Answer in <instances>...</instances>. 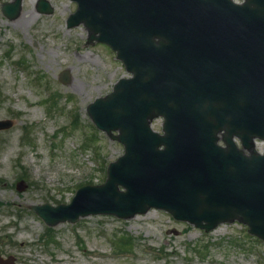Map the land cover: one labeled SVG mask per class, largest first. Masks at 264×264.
I'll return each mask as SVG.
<instances>
[{"label": "water", "instance_id": "water-1", "mask_svg": "<svg viewBox=\"0 0 264 264\" xmlns=\"http://www.w3.org/2000/svg\"><path fill=\"white\" fill-rule=\"evenodd\" d=\"M22 1L4 14L18 18ZM74 1L69 28L85 24L90 41L112 47L133 75L88 108L125 155L105 185L80 189L70 205L32 209L56 226L156 208L207 232L239 220L264 240V154L254 143L264 141V0ZM38 10L53 13L46 0ZM158 117L164 135L151 128ZM12 126L0 121V130Z\"/></svg>", "mask_w": 264, "mask_h": 264}, {"label": "rangeland", "instance_id": "rangeland-1", "mask_svg": "<svg viewBox=\"0 0 264 264\" xmlns=\"http://www.w3.org/2000/svg\"><path fill=\"white\" fill-rule=\"evenodd\" d=\"M11 1H0V120L14 123L0 132V255L17 264H264V241L238 222L206 233L152 209L45 225L32 205L70 203L79 188L102 185L124 154L87 108L131 75L110 48L88 43L83 25L67 28L75 2L50 0L54 13L42 15L37 0H24L22 14H33L18 25L1 10Z\"/></svg>", "mask_w": 264, "mask_h": 264}, {"label": "bare ground", "instance_id": "bare-ground-1", "mask_svg": "<svg viewBox=\"0 0 264 264\" xmlns=\"http://www.w3.org/2000/svg\"><path fill=\"white\" fill-rule=\"evenodd\" d=\"M32 2L34 3V2H36V0H32ZM29 14L32 15L33 13L30 12L27 15L26 14H21V16L18 18L16 23H19L18 25L25 24L29 20Z\"/></svg>", "mask_w": 264, "mask_h": 264}]
</instances>
